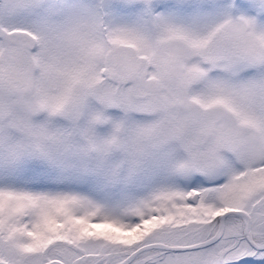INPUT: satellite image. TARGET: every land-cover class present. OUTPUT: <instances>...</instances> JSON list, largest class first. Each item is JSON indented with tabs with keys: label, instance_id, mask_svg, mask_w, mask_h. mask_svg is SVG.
Returning a JSON list of instances; mask_svg holds the SVG:
<instances>
[{
	"label": "snow or ice",
	"instance_id": "6c2138e0",
	"mask_svg": "<svg viewBox=\"0 0 264 264\" xmlns=\"http://www.w3.org/2000/svg\"><path fill=\"white\" fill-rule=\"evenodd\" d=\"M0 264H264V0H0Z\"/></svg>",
	"mask_w": 264,
	"mask_h": 264
}]
</instances>
